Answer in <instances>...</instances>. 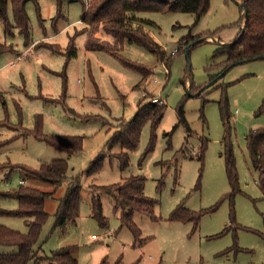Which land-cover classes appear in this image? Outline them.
I'll return each mask as SVG.
<instances>
[{"label": "rangeland", "instance_id": "obj_1", "mask_svg": "<svg viewBox=\"0 0 264 264\" xmlns=\"http://www.w3.org/2000/svg\"><path fill=\"white\" fill-rule=\"evenodd\" d=\"M242 1L210 0L200 18L176 10L139 12L140 18L153 21L147 28L164 47V58L128 41L120 51L147 66L145 77L110 52L87 46L89 36L95 43L112 42L101 23L90 24L89 32L75 37L77 54L68 59L64 51L70 37L87 26L77 20L87 0H63L61 6L57 0L28 1L29 37L16 26L11 6L10 30L0 17V42L12 46L0 53V160L32 168L54 159L68 162V180L58 186L27 179V184L54 191L46 199L49 216L36 245L42 257L39 264H51L48 257L61 249L70 250L78 264H100L103 259L111 264H264V193L247 142L251 130L264 127V114L258 113L264 100V58L233 65L198 92L222 72L212 77L225 58L216 50L220 42H230L240 32ZM208 32L213 34L204 36ZM199 38L207 41L187 54L183 48ZM42 42L58 43L62 51ZM176 47L180 50L168 65ZM159 92L165 99L164 116L155 128L153 120L143 123L138 145L129 150V165L123 167L120 143L108 148L118 123L131 121L139 105ZM225 97L229 123L221 111ZM38 123L44 134L82 136L83 148L69 153L27 133ZM229 143L239 173V190L233 195L224 155ZM102 152L106 153L101 167L89 172ZM132 174L144 175L145 193L159 200V220L135 215L143 242L136 241L130 228L121 227L113 198L93 188V184L115 183ZM22 178L15 169L10 184L1 183V187L14 190ZM72 178H79L81 184L79 217L76 223L68 220L57 225L59 202ZM95 194L103 202L107 219L103 226L92 213ZM181 203L203 213L197 226L192 220L172 219ZM1 205L15 209L18 201L5 197ZM0 223L29 231L20 216L0 214ZM225 227L229 229L224 231ZM15 249L0 244V252Z\"/></svg>", "mask_w": 264, "mask_h": 264}, {"label": "trees", "instance_id": "obj_2", "mask_svg": "<svg viewBox=\"0 0 264 264\" xmlns=\"http://www.w3.org/2000/svg\"><path fill=\"white\" fill-rule=\"evenodd\" d=\"M30 0H0V17L6 23L7 30L13 26L8 18L9 7H12L13 17L16 26L27 37L30 35V18L26 10V4ZM37 1L38 0H34ZM62 4L63 0H57ZM210 0H92L89 7H85L81 16L83 22L87 24L81 30L70 37L67 50L64 53L68 59L76 56L75 37L81 32H89L88 27L91 24L101 23L104 31L112 37V42L104 43L103 40L95 43L89 36L87 46L90 48H100L108 51L118 57L129 68L140 71L143 76L147 75V66H143L137 62L130 60L121 53V49L126 41L137 43L147 47L163 60L165 49L149 32L147 26L152 24L150 19H143L138 16L142 11H185L193 12L200 18L209 9ZM61 10V8H60ZM243 12V27L236 38L227 43H220L216 53L224 54L225 58L218 63V72L212 74L217 76L221 71L230 69L240 60H252L264 58V0H243L241 5ZM244 22V23H243ZM14 24V25H15ZM208 32L206 35H212ZM198 40V41H197ZM190 49L196 44L205 42V38H199ZM105 41V40H104ZM107 41V40H106ZM46 43V46L52 50L61 52V46L58 43ZM189 43V42H188ZM59 45V47L57 46ZM12 46L0 42V53L8 51ZM186 49L187 47L183 48ZM180 49L178 48V51ZM168 61V65L172 61L173 54ZM194 85L191 83L190 89ZM195 91L199 87H195ZM199 92V91H198ZM200 93V92H199ZM1 95V91H0ZM227 97L221 106L223 118L226 123L230 122V114L227 109ZM166 104L148 101L140 104L135 117L131 121L120 120L116 132L112 136L108 148L114 144L120 143L121 152L119 159L122 166L129 165V150L134 149L139 142L140 133L143 123L146 120H153L155 128L162 120L165 113ZM259 114H264V100L258 109ZM183 117L182 111L180 112ZM231 128V127H230ZM27 133H33L37 138L45 140L47 143L58 149L69 153L78 152L83 148L82 136L70 135H48L41 131L40 123L34 130H26ZM249 151L253 158L255 167L260 172V182L264 193V127L251 130L247 135ZM153 148V143L149 150ZM106 152H102L100 156L94 160L88 171H95L101 167L102 159ZM226 171L230 184L232 186L233 195L239 190V173L236 166V156L232 143L226 145L225 148ZM203 156V149L201 157ZM9 168V177L12 171L19 169L24 175V180L38 179L48 181L58 186L65 180H68V162L66 159H54L50 162L42 163L38 168H32L27 165H11L8 162L0 161V174ZM146 177L140 174H132L123 180L111 184H93L96 191H103L109 194L114 201V209L119 213L121 227L127 226L133 232L136 241L143 242L142 230L135 221L137 213L148 215L152 220H159L160 217L156 213V207L159 200L148 196L145 193ZM81 184L79 178H72L69 181L68 189L64 197L60 199L57 210V225H63L68 220L76 223L79 217ZM54 195V191H45L37 186L21 183L14 190H4L0 182V214H8L25 218L29 227L28 232L8 227L0 223V244L15 246L14 251L0 252V264H31L35 260L36 264L41 262L42 257L38 256L36 247L42 227L48 219L49 212L45 208V202L48 197ZM5 197H14L18 201V207L15 209H7L1 205V201ZM92 213L100 224L106 225L107 219L103 213V202L100 195H94L92 199ZM202 212L192 211L181 203L173 212L172 219H181L184 221L192 220L195 226L198 225ZM264 220V211H262ZM229 229L225 227L224 231ZM51 264H78L76 256L67 249L56 250L48 257ZM100 264H111L108 260L103 259Z\"/></svg>", "mask_w": 264, "mask_h": 264}, {"label": "built area", "instance_id": "obj_3", "mask_svg": "<svg viewBox=\"0 0 264 264\" xmlns=\"http://www.w3.org/2000/svg\"><path fill=\"white\" fill-rule=\"evenodd\" d=\"M90 0H87V7L89 4ZM82 19L78 20V23H82ZM178 51V47L174 48L170 54H175ZM23 55H20V58H22ZM166 72L169 73V69L166 68ZM151 101L153 102H158L160 104L165 103V99L161 96V93H155L154 96L151 97ZM1 161V160H0ZM9 173V168L5 169L1 174H0V182L5 183V184H10V177L7 175ZM21 183H27L26 180L21 179Z\"/></svg>", "mask_w": 264, "mask_h": 264}, {"label": "water", "instance_id": "obj_4", "mask_svg": "<svg viewBox=\"0 0 264 264\" xmlns=\"http://www.w3.org/2000/svg\"><path fill=\"white\" fill-rule=\"evenodd\" d=\"M242 25V27H243V24H241ZM198 41V40H197ZM196 42V41H195ZM194 42V43H195ZM193 44V43H192ZM192 44H190V45H188L187 46V51H186V53L188 54L189 53V48L191 47V45ZM243 61H245V60H240L239 62H235V63H233L234 65L235 64H237V63H240V62H243ZM226 72V69L225 70H223L215 79H213V80H211L208 84H206L203 88H201L200 89V91L199 92H201L203 89H205L206 87H208V86H210L211 84H213L220 76H222L224 73Z\"/></svg>", "mask_w": 264, "mask_h": 264}, {"label": "crops", "instance_id": "obj_5", "mask_svg": "<svg viewBox=\"0 0 264 264\" xmlns=\"http://www.w3.org/2000/svg\"><path fill=\"white\" fill-rule=\"evenodd\" d=\"M77 20H79V19H77ZM210 38V37H209ZM217 37H215V38H212V40H215ZM221 40V39H220ZM220 43H227V42H220ZM34 44V43H33ZM18 58H20V55L18 56Z\"/></svg>", "mask_w": 264, "mask_h": 264}]
</instances>
